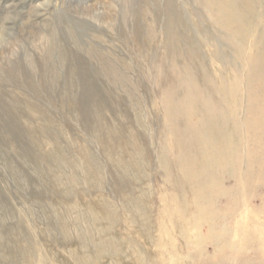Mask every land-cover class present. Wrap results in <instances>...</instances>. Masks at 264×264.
Segmentation results:
<instances>
[{
	"label": "rangeland",
	"instance_id": "374dc122",
	"mask_svg": "<svg viewBox=\"0 0 264 264\" xmlns=\"http://www.w3.org/2000/svg\"><path fill=\"white\" fill-rule=\"evenodd\" d=\"M91 160L175 264H264V0H0V227L81 212Z\"/></svg>",
	"mask_w": 264,
	"mask_h": 264
},
{
	"label": "bare ground",
	"instance_id": "6f19581e",
	"mask_svg": "<svg viewBox=\"0 0 264 264\" xmlns=\"http://www.w3.org/2000/svg\"><path fill=\"white\" fill-rule=\"evenodd\" d=\"M112 137L108 133V144H117L119 153L122 147L130 146L129 140H112ZM131 157L128 154L129 159L125 165L136 168ZM90 167L91 172L85 174L87 181L84 182H87L91 194L79 201L81 212L75 213V209L74 217L67 210L61 209L58 202L54 209L60 210L45 215L44 226L25 223V216H19L11 227L1 225L0 264H140L143 261L154 264L155 258L163 264L178 262L175 251L180 250L183 244H178L176 236L178 234L179 238L183 237L184 242L188 239L185 238V226L181 218L172 215V212L165 217L169 212L167 206L160 202L153 204L144 192L138 195L134 191L136 196L119 195L115 199L96 193L102 188L92 186L93 178L98 177L101 183L98 172L102 170L92 160ZM88 178L91 179V185ZM96 183L98 185V181ZM164 198L162 193V200ZM168 203L173 205L172 210L176 208L172 202ZM153 209L157 211L152 214ZM179 230L183 231L178 233Z\"/></svg>",
	"mask_w": 264,
	"mask_h": 264
}]
</instances>
